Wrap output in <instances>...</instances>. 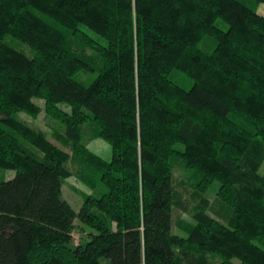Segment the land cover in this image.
Segmentation results:
<instances>
[{
    "label": "trees",
    "instance_id": "obj_1",
    "mask_svg": "<svg viewBox=\"0 0 264 264\" xmlns=\"http://www.w3.org/2000/svg\"><path fill=\"white\" fill-rule=\"evenodd\" d=\"M259 3L0 0V167L15 172L0 183V264H264ZM36 98L71 150L20 117L42 112ZM178 163L200 193L219 183L227 221L204 198L174 232ZM74 175L92 190L79 211L63 195Z\"/></svg>",
    "mask_w": 264,
    "mask_h": 264
},
{
    "label": "rangeland",
    "instance_id": "obj_2",
    "mask_svg": "<svg viewBox=\"0 0 264 264\" xmlns=\"http://www.w3.org/2000/svg\"><path fill=\"white\" fill-rule=\"evenodd\" d=\"M257 10L258 13L264 15V3H259ZM219 23L224 29H228L227 23H224L221 20H219ZM8 41L13 46L25 51L30 56H33L35 54V51L31 46L23 41H20L17 38L9 37ZM200 47L205 51L211 52L215 47V42L211 38H207L201 43ZM88 52L90 51L88 50ZM97 76L98 72L81 71L76 74V78L85 84H90ZM35 101L42 108V112L37 116L29 115L23 112L21 113L20 117L30 125L46 132L49 137H51V139L61 147L65 148L66 150H71L70 146L66 145L61 139L60 134H63L64 132L62 126L56 121H51L47 116L45 111V100L36 98ZM65 108L69 110L68 107ZM53 130L56 131L59 135L55 136L53 134ZM87 142L89 144V147L93 151L100 154L105 159L109 160L112 158L111 145L104 139H88ZM260 172L262 174L264 173V164ZM14 173L15 172L13 170L3 169L0 167V183L2 181L11 179ZM192 174V170L187 169L181 163H178L175 166L173 174L174 187L177 193V202L174 206L173 230L175 233H182L180 230L181 222H192L193 214L204 198H207L209 200L210 214L217 219L227 221L231 214V210L228 205H226L220 198H218L217 192L219 183L215 182L214 185H212V187L203 194L196 190ZM86 193H92V190L88 188L80 179H78L76 175L68 178L65 181L63 187V195L65 199L69 201L77 211L80 210ZM78 229L79 228H77L74 232L75 244H78L82 240V233L79 232ZM237 261L238 260H235V262Z\"/></svg>",
    "mask_w": 264,
    "mask_h": 264
}]
</instances>
